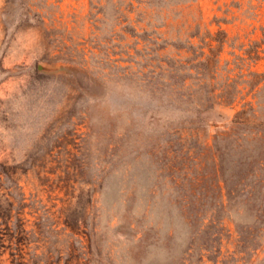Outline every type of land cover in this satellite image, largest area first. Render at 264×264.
Masks as SVG:
<instances>
[{
	"label": "rangeland",
	"instance_id": "obj_1",
	"mask_svg": "<svg viewBox=\"0 0 264 264\" xmlns=\"http://www.w3.org/2000/svg\"><path fill=\"white\" fill-rule=\"evenodd\" d=\"M0 264H264V0H0Z\"/></svg>",
	"mask_w": 264,
	"mask_h": 264
}]
</instances>
